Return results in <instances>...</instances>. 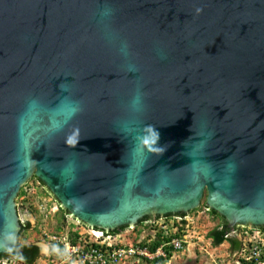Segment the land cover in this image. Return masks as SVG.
<instances>
[{
    "label": "water",
    "instance_id": "obj_1",
    "mask_svg": "<svg viewBox=\"0 0 264 264\" xmlns=\"http://www.w3.org/2000/svg\"><path fill=\"white\" fill-rule=\"evenodd\" d=\"M34 175L89 227L262 229L264 0H0V256Z\"/></svg>",
    "mask_w": 264,
    "mask_h": 264
},
{
    "label": "rangeland",
    "instance_id": "obj_2",
    "mask_svg": "<svg viewBox=\"0 0 264 264\" xmlns=\"http://www.w3.org/2000/svg\"><path fill=\"white\" fill-rule=\"evenodd\" d=\"M26 194L17 199L18 213L21 224L25 225L30 222L25 232L18 237L22 244H37L40 247L41 258L35 264H77L68 262L64 251L58 244L50 239V235H65L72 229L73 224L80 225V231L86 235L88 227L83 226L70 214L61 211L60 205L53 197L45 192L42 184L31 178L27 185L24 186ZM23 188V187H22ZM205 200L202 205L189 213L187 224L184 226L183 232L190 240L186 247L176 252L172 260H168L166 264H187V259L193 257L198 260L199 264H207L206 262L212 258H227L229 256L236 258V253L230 250L228 243L220 245L218 248L214 246L212 240L208 237V233L217 227L220 223L219 218L213 216L206 211L204 207ZM83 226V227H82ZM121 232L122 239H125L126 231ZM124 241H133V238ZM235 255V256H234ZM189 258V259H190ZM176 259V260H175ZM196 264L195 262H192ZM0 264H22L17 257H5L0 259ZM122 264H154L153 262H125Z\"/></svg>",
    "mask_w": 264,
    "mask_h": 264
},
{
    "label": "built area",
    "instance_id": "obj_3",
    "mask_svg": "<svg viewBox=\"0 0 264 264\" xmlns=\"http://www.w3.org/2000/svg\"><path fill=\"white\" fill-rule=\"evenodd\" d=\"M233 234L243 240L238 264H264V229L244 227ZM51 239L64 244L68 259L82 264H120L125 260L154 259L165 254L162 247L157 252H151L141 246L140 241L127 244L121 240L116 241L104 231L94 229H90L86 235H79L76 243L68 236L60 238L53 235ZM172 244L177 248L182 247L178 239H174Z\"/></svg>",
    "mask_w": 264,
    "mask_h": 264
},
{
    "label": "clouds",
    "instance_id": "obj_4",
    "mask_svg": "<svg viewBox=\"0 0 264 264\" xmlns=\"http://www.w3.org/2000/svg\"><path fill=\"white\" fill-rule=\"evenodd\" d=\"M204 207H205V205H204ZM198 208H196V209H198ZM205 209H206V211H208L210 213V209L208 207H205ZM188 217H189V213L186 214V216H184L182 214H173L171 216L160 217L157 220L147 219V220L139 221L136 225H134V226H125V228L123 230H121V232L123 233V232H125L126 229H130L129 231H126V234H124L125 235V239H122V236H120L122 234L121 232H119L118 234L114 235V234H111L110 233L111 230L108 231V230H104V229H100V228L89 227V226H87L86 224L82 223L79 220H78V222L81 223L83 226L88 227V231H90V229L104 231L105 234L112 235V237H114V239L116 241L121 240V241H123L124 243H127V244L137 243L138 241H140V245L143 246V247L148 248V250H150L151 252H157V250L162 247L163 250H164V253H165L164 255L161 254L159 256H156L154 259H148V258H146V259H143V261H147V262H151V263L153 262L154 264H166V262L168 260H172L173 259V257L176 254V252L182 251L186 247V245L188 244V241L190 240V238L188 239L186 237V235L183 233L185 231V229H184L185 227L184 226L187 224ZM213 218H214V216H213ZM220 224H221V219H220V223H219V225L217 227H219ZM76 225H79V224H76ZM217 227H215V228H217ZM242 228H244V226L239 225L236 228V230H234V231H240ZM234 231L229 232L228 233V236L229 237H232V238H237L240 241H242V243H243V240L240 238V236H237V235L233 234ZM70 232H71V230H69L68 231V234H65V235L52 234L49 237L51 239V236H53V235H56V236H58L60 238H63L64 236H68L71 239ZM81 234L82 233L80 231L79 232V235H81ZM158 237H161L162 240H161V244L157 247V249L155 251H152L149 248V246L142 245L143 243L151 244L152 242H154L155 240H157ZM169 237H172V238H169ZM208 237H209V235H208ZM128 238L129 239L133 238V241H124V240H128ZM209 238L213 242V239L211 237H209ZM174 239H178V240H180L182 242V247L181 248H177V247H175L174 244H172V241ZM52 241H54L56 244H58V246L61 247V249L64 251V255H65V257H66V259H67L68 262L74 261V263L82 264V263L76 262L75 260H70V259L67 258V254L68 253L66 252V249H65L64 244H62L60 242H56L55 240H52ZM71 241H72V239H71ZM225 242H229V241L226 240ZM222 244H220V245H222ZM220 245H218V246H220ZM167 246H171V248H172V255L170 257H168V252H166V250H165V248ZM214 246H217V245H214ZM241 251L242 250L234 251L236 253V258L234 259V261L237 262L236 264H238V260L240 258V252ZM159 257H164V258H167V259L163 263H156L155 262V259L156 258H159ZM139 261H142V260H134V259H132V260H125V261H122L120 264L125 263V262H133V263H135V262H139Z\"/></svg>",
    "mask_w": 264,
    "mask_h": 264
},
{
    "label": "trees",
    "instance_id": "obj_5",
    "mask_svg": "<svg viewBox=\"0 0 264 264\" xmlns=\"http://www.w3.org/2000/svg\"><path fill=\"white\" fill-rule=\"evenodd\" d=\"M33 180H35L38 183L42 184L44 186V188H45L46 194L49 195V196H51V197H53V199L55 201H57L59 203V205H60V202L57 200V198L51 193V191L45 186V184L39 178H37L34 175L33 176ZM25 194H26L25 187H23L21 189L18 197L20 198V197L24 196ZM204 205H205V207H208L206 205V203ZM60 209L65 214H70L68 212V210L62 208L61 205H60ZM210 213L214 216V218H220L221 219L220 226L217 227V228H215V229H213L208 234L209 237H211L213 239L214 245H217L218 246V245L222 244L223 242H225L227 240L232 245V248H233L234 251L242 250V248H243L242 241H240L237 238H232V237H229L228 236L229 228H228V223H227L226 219L223 216H221L218 212H216L215 210H213V209H210ZM167 216H171V214H169ZM28 227H30V222L29 221H27L25 225H22V228H21V231H20L18 237H20V235H22V233L25 232V230ZM124 228H125V226L122 227V228H120V229L111 230L110 233L116 235L119 232H121V230H123ZM262 229H264V226H262ZM79 232H80V226L73 224L72 225L71 232H70V237H71L73 243H76V240H77V238L79 236ZM169 238H172V237H169ZM161 240H162V238L161 237H158V239L155 240L154 242H152L151 244L143 243L142 245L149 246V248L152 251H155L157 249V247L161 244ZM18 246L23 249V253H20V252H12V253H9V254H2L0 256V259L5 258V257H10V256H17L19 258H22L25 261L26 264H35L39 260V258H41L40 247L37 244H33V243H30V244H22L18 240ZM165 250H166V252H168V257H170L172 255V248H171V246H167L165 248ZM166 259L167 258L159 257V258H156L155 259V262L156 263H163V262L166 261Z\"/></svg>",
    "mask_w": 264,
    "mask_h": 264
},
{
    "label": "crops",
    "instance_id": "obj_6",
    "mask_svg": "<svg viewBox=\"0 0 264 264\" xmlns=\"http://www.w3.org/2000/svg\"><path fill=\"white\" fill-rule=\"evenodd\" d=\"M226 243H228V247H230V250L234 252V250H233L232 245L230 244V242H224L223 244H226ZM216 247L218 248L219 246H216ZM174 257H175V255H174ZM189 258L186 261L187 264H193L192 262H195V261H196V264H199L198 261L194 257H193V259H191V258L189 259ZM206 263L207 264H236L237 262L234 261V258L233 257L229 256L227 258H222V259L212 258L209 261H207Z\"/></svg>",
    "mask_w": 264,
    "mask_h": 264
},
{
    "label": "flooded vegetation",
    "instance_id": "obj_7",
    "mask_svg": "<svg viewBox=\"0 0 264 264\" xmlns=\"http://www.w3.org/2000/svg\"><path fill=\"white\" fill-rule=\"evenodd\" d=\"M187 213H189V212H187ZM184 216H186V215H184ZM152 218L155 219V217H152ZM14 257H17V256H14ZM17 258L20 262H22L23 264H26L22 258H19V257H17ZM184 264H186V263H184Z\"/></svg>",
    "mask_w": 264,
    "mask_h": 264
}]
</instances>
